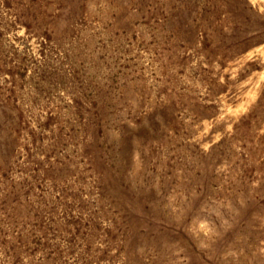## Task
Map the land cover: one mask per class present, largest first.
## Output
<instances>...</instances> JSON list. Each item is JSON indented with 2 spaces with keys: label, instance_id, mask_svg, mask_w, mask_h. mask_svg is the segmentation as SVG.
Instances as JSON below:
<instances>
[{
  "label": "rangeland",
  "instance_id": "374dc122",
  "mask_svg": "<svg viewBox=\"0 0 264 264\" xmlns=\"http://www.w3.org/2000/svg\"><path fill=\"white\" fill-rule=\"evenodd\" d=\"M0 264H264V0H0Z\"/></svg>",
  "mask_w": 264,
  "mask_h": 264
}]
</instances>
